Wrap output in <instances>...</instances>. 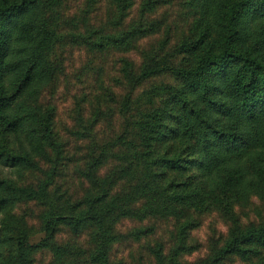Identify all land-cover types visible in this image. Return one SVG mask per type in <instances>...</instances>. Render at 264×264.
Here are the masks:
<instances>
[{"label": "trees", "instance_id": "1", "mask_svg": "<svg viewBox=\"0 0 264 264\" xmlns=\"http://www.w3.org/2000/svg\"><path fill=\"white\" fill-rule=\"evenodd\" d=\"M114 2L122 14L131 5V0ZM191 4V32L174 49L165 51L163 43L158 53L146 55L139 69H126L129 91L117 100L124 116L117 142L123 145L131 136L136 141L103 177L104 158L91 160L85 175L94 190L65 205L52 199L49 181L20 185L3 173L21 176L38 168L39 159L55 146L54 110L42 104V93L61 70L48 57L57 41L50 16L57 2L0 0V264H33L39 250L52 251L51 264H71L64 257L72 247L56 241L62 226L75 235L94 228L91 262L106 264L117 223L164 215L173 206L184 216L187 210L216 208L232 221L230 236L198 264H220L235 253L256 255L251 264H264V222L241 230L233 210L251 196L264 203V0ZM155 5L143 0L137 23L121 34H105L96 47H125L153 34L156 25L146 17ZM160 76L176 84L142 94L152 107L160 105L149 113L138 111L137 88ZM33 201L47 205L42 215L46 236L36 245L30 244L25 218L17 212ZM193 226L194 220L186 221L183 233Z\"/></svg>", "mask_w": 264, "mask_h": 264}, {"label": "rangeland", "instance_id": "2", "mask_svg": "<svg viewBox=\"0 0 264 264\" xmlns=\"http://www.w3.org/2000/svg\"><path fill=\"white\" fill-rule=\"evenodd\" d=\"M154 1L155 11L146 17L148 23L156 25L153 34L135 40L129 46L108 44L103 48L96 45L103 41L105 34H121L137 23L143 0H131L123 14L116 8L114 0H56L55 13L50 12V16L54 15L52 27L57 41L48 51V57L53 64H59L61 70L42 93V104L54 110L55 146L48 148L46 158L39 159L38 168L21 176L4 170L6 177L17 184L33 187L49 181L52 199L59 204L72 205L94 190L85 175L91 160L99 156L104 158L99 170L101 177L116 167L120 162L118 157L128 152L136 141L131 136V144L119 145L117 142L124 124L117 100L129 91L126 69L130 65L139 69L146 55L158 53L163 43H166L165 51L174 49L179 40L191 32L195 21L193 0ZM170 84L176 82L163 76L143 82L134 93V96L139 95L137 110L149 113L159 107L160 101L152 107L150 100L141 95ZM175 208L171 207L164 215L149 213L142 218L117 223L116 237L108 241L106 264H198L212 256L234 230L228 215L219 209L187 210L184 216ZM46 210L47 205L36 201L23 203L17 209L29 228L31 245L45 239L42 215ZM233 210L241 230L264 222V203L257 196L241 199ZM189 220H194L195 226L190 232L183 233L184 224ZM148 229L144 234L134 236ZM94 230L88 226L75 235L62 226L56 241L73 249L72 254L64 257L66 261L100 264L91 262V255L96 250L91 237ZM262 254L264 256V252ZM33 256V264L55 261L49 250L36 251ZM251 257L235 253L220 264L256 262V255Z\"/></svg>", "mask_w": 264, "mask_h": 264}]
</instances>
